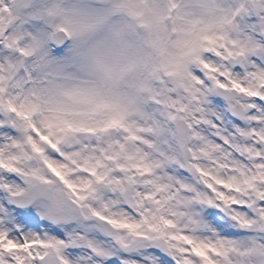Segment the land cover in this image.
I'll use <instances>...</instances> for the list:
<instances>
[{
  "label": "snow or ice",
  "instance_id": "1",
  "mask_svg": "<svg viewBox=\"0 0 264 264\" xmlns=\"http://www.w3.org/2000/svg\"><path fill=\"white\" fill-rule=\"evenodd\" d=\"M0 264H264V0H0Z\"/></svg>",
  "mask_w": 264,
  "mask_h": 264
},
{
  "label": "clouds",
  "instance_id": "2",
  "mask_svg": "<svg viewBox=\"0 0 264 264\" xmlns=\"http://www.w3.org/2000/svg\"><path fill=\"white\" fill-rule=\"evenodd\" d=\"M87 2H89V3H95V0H87ZM95 40L98 41V42H102L104 40L103 34H100L97 37H95Z\"/></svg>",
  "mask_w": 264,
  "mask_h": 264
}]
</instances>
